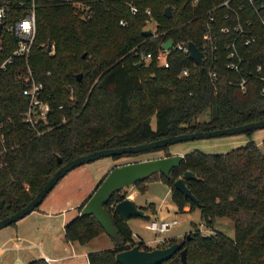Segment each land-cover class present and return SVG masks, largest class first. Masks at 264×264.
I'll return each instance as SVG.
<instances>
[{
    "label": "trees",
    "instance_id": "1",
    "mask_svg": "<svg viewBox=\"0 0 264 264\" xmlns=\"http://www.w3.org/2000/svg\"><path fill=\"white\" fill-rule=\"evenodd\" d=\"M220 1H92V14L84 18L71 3L38 0L35 44L28 61L35 79L43 83L45 98L52 108L49 128L36 135L22 121L21 111L27 104L22 93L24 82L14 78L11 69L0 72V122L9 129L5 163L0 167V218L25 205L44 185L60 165L57 154L65 162L101 148L264 118V78L255 76L258 64L263 66L264 75V27L247 0L235 1L236 7L237 3L242 5L237 15L224 17L221 6L213 11L212 40L200 63L176 49L167 57V67L154 57L141 58V53L155 52L166 38L192 41L201 47L208 22L206 11ZM127 2L136 6L135 13ZM256 3H263L259 13L264 16V0ZM166 6L171 8L168 16L164 13ZM150 16L157 21V31L144 35L145 20ZM237 19L244 26L246 20L250 21L254 41L244 44V36H237L233 30ZM121 20L125 23L121 24ZM220 26H228L229 31L220 32ZM232 41L243 58L237 70L229 66L232 58L224 48ZM43 42L52 44L53 52L41 47ZM137 62L140 65L136 66ZM183 69L187 74L180 75ZM212 70L216 72L215 82L209 77ZM78 73L80 80L76 78ZM243 77L244 90L238 85ZM59 104H63L62 108H58ZM205 110L207 119H198ZM169 146L110 157L158 150L170 155L174 151ZM183 154L180 165L168 175L153 173L134 185L144 183L140 187L143 193L148 181L164 182L179 209L186 203L190 209L199 207L207 227L212 229L217 217L231 219L234 237L220 231L205 234L194 225L188 237L184 234L179 240L164 238L157 247L179 242L180 249L186 248L189 264H264V138L260 144L250 139L224 152L193 149ZM186 169L197 176L187 179L197 202L173 185ZM126 195L115 191L107 204L118 238H111L110 248L88 252V264H121L115 258L117 251L134 244L151 248L133 238L128 223L111 205ZM83 204L63 225L68 242L85 244L104 231L93 215H79ZM141 207L154 212L153 202ZM140 218L149 220L150 216ZM180 249L159 264H183ZM27 264L48 263L44 257H37Z\"/></svg>",
    "mask_w": 264,
    "mask_h": 264
},
{
    "label": "rangeland",
    "instance_id": "2",
    "mask_svg": "<svg viewBox=\"0 0 264 264\" xmlns=\"http://www.w3.org/2000/svg\"><path fill=\"white\" fill-rule=\"evenodd\" d=\"M149 26H154V23L152 21L148 22L147 27ZM207 117L208 110H205L198 116V119L203 120L207 119ZM151 119V123L154 126L155 120L153 116ZM263 138L264 126L253 128L249 132L242 131L233 134L180 141L171 144L169 147L173 151L178 150L183 153L193 149H200L206 153H216L228 151L232 148L244 145L250 139L260 144ZM165 153L166 151L158 150L154 152L141 153L136 156H123L118 159V162L124 163L161 157L164 156ZM110 158L112 157L103 156L90 161V163L87 162V164L84 165L88 170L85 175H98L102 173V178L110 169L106 168L104 171V165L111 162ZM55 185L47 193L37 208L48 211L46 208L54 207L56 204H59L58 208L50 209L49 215L46 213L48 216L43 215L41 217H35V213L30 214L31 212H29L27 214L28 217L25 219L26 223L15 222L0 228V247H5L3 257L7 256L9 264L18 253H25L27 256L24 258V261H22L21 258L19 260H15L14 264H27L30 260L41 257L43 254L48 255L50 258H63L69 256L65 260L67 264H88L85 255L86 252H91L96 249H107L113 246L111 237L104 231L97 234L93 239L85 244H80L78 242H73V244H71L66 241L64 237L63 224L65 221L76 215L77 210L73 204L74 201L70 200V196L65 199H61L58 203H56V201H52V198L55 197L59 187L61 186ZM146 185L147 187L143 194L140 192V187L142 189L144 183L128 185L119 191L122 195L127 193V195L130 194L134 198L136 194L135 191L141 193L137 196L136 203L145 199L152 201L154 202L156 208H158V216L160 219L176 218L177 223L171 226L167 231L161 234H156L145 227V223L148 220L137 216L130 217L127 223L132 230L133 238L141 237V240L146 245L154 248L160 244L161 241L159 242V240L161 238L173 237L179 240L185 233L189 234V231L192 230L194 225H196L201 232L205 234L212 231H220L231 238L234 237V225L231 219L227 217H217L213 223V228L211 229L203 223L199 207L190 209V205L186 203L182 209H179L170 194V190L167 192L168 187L164 182L152 180L148 181ZM15 226L19 227L21 239L15 238ZM10 237L12 238L10 239ZM16 243L19 244V247H21L20 249H16ZM20 244H25V246H20ZM28 255H30L31 258H29ZM55 264H60V260L56 261Z\"/></svg>",
    "mask_w": 264,
    "mask_h": 264
},
{
    "label": "water",
    "instance_id": "3",
    "mask_svg": "<svg viewBox=\"0 0 264 264\" xmlns=\"http://www.w3.org/2000/svg\"><path fill=\"white\" fill-rule=\"evenodd\" d=\"M170 12V6H166L164 8V13L168 16L170 15ZM150 33V28H145L142 30V34L144 35H148ZM172 44V38H168L162 44V47L170 48ZM187 46L188 56L192 58L196 63H200L202 61V51L199 49V47L192 41H188ZM46 50L48 52L51 50L50 43L47 44ZM82 55L84 56L85 53H83ZM140 63L141 62H137L136 66L140 65ZM76 78L77 80H80L81 73H78L76 75ZM263 126L264 118L249 121L243 124L216 128L212 130L182 132L170 136L160 137L147 142L93 150L88 153L75 156L65 162H62V158L57 154L56 160L58 163H60L59 167L53 172V174L44 183V185L25 205H23L16 211L0 218V228L16 222L17 220L21 219L29 212H31L36 206L40 204L47 193L68 171L81 164L90 162L96 158L103 156H113L115 154L135 153L147 149L171 145L180 141L233 134ZM183 155L184 154L175 152L170 155H164L161 157L130 161L113 165L112 167H110L108 172L103 176V178L96 185L87 200L84 202L79 211V215H93L102 226L104 232L107 233L111 238L117 239V230L107 209V204L111 195L115 191H118L128 185H134L135 182L143 180L153 173L168 175L173 167L180 165ZM196 178L197 176L193 171L186 169L182 172V175L174 180L173 185L185 196L197 202L196 196L192 193L187 184V179ZM112 205L114 210L124 222H127L130 217H144L147 214L146 210L142 208L141 205L136 204L135 201L127 195L123 199L115 201ZM186 236L188 237L189 234L186 233ZM179 249V242H174L170 245L162 247L156 246L150 249H143L140 248L137 244H134L129 248L117 251L115 254V258L121 264H159L162 261L170 258ZM179 254L181 262L183 264H189L186 259L185 247L180 249Z\"/></svg>",
    "mask_w": 264,
    "mask_h": 264
},
{
    "label": "built area",
    "instance_id": "4",
    "mask_svg": "<svg viewBox=\"0 0 264 264\" xmlns=\"http://www.w3.org/2000/svg\"><path fill=\"white\" fill-rule=\"evenodd\" d=\"M64 2L71 3L75 5L81 16L86 18L92 14V1L101 0H61ZM196 1V0H194ZM237 0H221L209 9L206 13L208 14V22H206L205 29L202 35L203 42L199 49L202 51V60L204 58V52L208 49V42L212 40V22L214 20L213 11L219 6L224 7L225 12L224 17H228L231 14H236L242 5L237 3ZM250 5H252L257 12L259 19L264 27V16L259 13L260 8L263 7V3H256L257 0H247ZM38 0H0V72L11 69L14 74V78L24 82L22 89L23 95L26 97L27 104L25 108L21 111L22 121L34 130L36 135L42 134L49 128L48 116L51 113V105L49 101L45 98L44 85L41 81H38L33 76V71L29 65L30 52L35 44L36 36V8ZM130 6L131 12L135 13L137 8L130 2H127ZM146 13L150 14V10L147 8ZM238 20V19H237ZM152 21L154 26L147 27V23ZM121 24L125 21L121 20ZM250 27V21L246 20L245 26L239 20L235 22L233 30L237 33V36H244V44H249L255 40V35ZM145 28H150L151 33L155 34L157 31V21L153 17H148L145 20ZM220 32H228V26H220ZM163 31L162 33H164ZM161 42L160 46L155 50V52L148 51L146 53H141V58L149 59L154 57L159 64L164 67L168 66L167 57L172 50L176 49L184 53H188V46L186 41L175 42L173 39V44L170 48H163L162 44L167 40ZM215 39H213V42ZM48 44V43H47ZM46 43H40L41 47L47 48ZM51 50L53 52L54 46L50 44ZM224 48L228 51V56L232 58L229 62V66L239 69V64L243 61V58L239 55L238 48L235 41L227 42ZM236 58V60H235ZM263 66L258 64L256 66L257 77L263 79L264 75L262 73ZM187 74V70L183 69L180 75ZM209 77L212 82L216 81V72L214 70L209 72ZM246 78L243 77L238 83L242 90L245 89ZM72 98V96H70ZM63 104H59L58 108H62ZM5 124L0 122V167L5 163V152L6 148V133L9 129L4 128ZM127 196H131L128 194ZM112 205V204H111ZM113 206V205H112ZM177 223L176 218L172 219H160L157 217L150 218L146 223L145 227L156 234H161L167 231L171 226ZM163 238L160 239L162 241ZM87 258V253H85ZM45 261L48 264H55L57 258H50L44 256Z\"/></svg>",
    "mask_w": 264,
    "mask_h": 264
},
{
    "label": "crops",
    "instance_id": "5",
    "mask_svg": "<svg viewBox=\"0 0 264 264\" xmlns=\"http://www.w3.org/2000/svg\"><path fill=\"white\" fill-rule=\"evenodd\" d=\"M175 152H179L178 150L174 151ZM181 154H183V152H179ZM121 158V157H120ZM111 159V162L107 165H104V171L106 170V168H110L109 166H112V165H115V164H121L122 162H118V159H113V158H110ZM90 163V162H88ZM87 163H84V164H81L73 169H71L70 171H68L57 183L56 185H61L57 191V194L55 195L54 198H52V201H56V203L60 202L61 199H65L67 197L70 196V200H73L74 201V205H75V208L77 210V206L80 205L81 203L85 202L87 200V198L89 197V195L92 193V191L94 190V188L96 187L97 183L103 178H101V174H95V175H89V174H86L85 173L88 171L87 170V167H85L84 165H86ZM103 171V172H104ZM60 183V184H59ZM55 185V186H56ZM168 187V186H167ZM170 190V188L168 187L167 189V192ZM166 192V193H167ZM135 198L131 195V197L134 199L135 203H136V198L139 194V192L135 191ZM143 194V193H142ZM150 202L152 201H148V200H141L139 203H136L138 205H143V206H146L147 204H149ZM154 203V202H153ZM59 204L55 205L54 207H49V208H46L48 209V211H46L45 209H37V208H34L30 214L32 213H35L34 215H36L35 217H41L43 215H49L50 213V209H55V208H58ZM63 211V210H62ZM47 213V214H46ZM78 213V212H77ZM146 213L150 216V218L152 217H157V218H160L158 216V208H156L155 204H154V212L152 213L149 210L146 211ZM47 215V216H48ZM26 217H28L27 215H25L24 217H22L21 219L17 220L16 222L18 223H26L25 219ZM130 219V218H129ZM128 219V220H129ZM66 220V219H65ZM66 222V221H65ZM64 225V224H63ZM16 227V233H15V238L16 239H21L20 236H21V233L19 232V227L18 226H15ZM186 234V233H185ZM12 237H10L11 239ZM168 238H173V237H168ZM135 240H139L141 239V237L139 238H134ZM164 239V238H163ZM160 242V240H159ZM71 244H73V242H70ZM20 246H25V244H20ZM17 248H21L19 247V244L16 243V249ZM98 250V249H96ZM4 252H5V247H0V264H9L8 263V258L7 256L6 257H3L4 256ZM88 253V252H86ZM19 254V253H18ZM16 255V257L11 261L10 264H14V261L15 260H19L21 258L22 261H24V258L27 256L25 253H20L19 255ZM44 256H48L46 254H43V256L41 257H44ZM29 258L30 255H28ZM69 256L67 257H55L57 258V261L60 260V264H67V262H65V260L68 258ZM88 262V261H87ZM22 263H25V262H22Z\"/></svg>",
    "mask_w": 264,
    "mask_h": 264
}]
</instances>
